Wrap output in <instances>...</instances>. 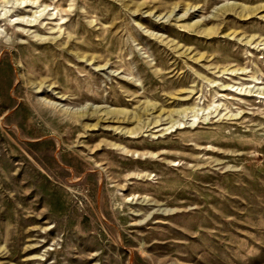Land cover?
Instances as JSON below:
<instances>
[{
	"label": "rangeland",
	"instance_id": "374dc122",
	"mask_svg": "<svg viewBox=\"0 0 264 264\" xmlns=\"http://www.w3.org/2000/svg\"><path fill=\"white\" fill-rule=\"evenodd\" d=\"M0 264H264V0H0Z\"/></svg>",
	"mask_w": 264,
	"mask_h": 264
}]
</instances>
